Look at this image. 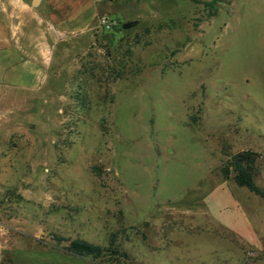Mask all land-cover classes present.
I'll return each mask as SVG.
<instances>
[{
	"label": "rangeland",
	"instance_id": "obj_1",
	"mask_svg": "<svg viewBox=\"0 0 264 264\" xmlns=\"http://www.w3.org/2000/svg\"><path fill=\"white\" fill-rule=\"evenodd\" d=\"M35 1L0 0V47L48 67L0 81V264H264V200L221 173L254 151L264 190V0H100V45Z\"/></svg>",
	"mask_w": 264,
	"mask_h": 264
},
{
	"label": "crops",
	"instance_id": "obj_2",
	"mask_svg": "<svg viewBox=\"0 0 264 264\" xmlns=\"http://www.w3.org/2000/svg\"><path fill=\"white\" fill-rule=\"evenodd\" d=\"M107 12L108 6L100 0H46L44 4L47 21L54 32L59 34L54 45H59L70 37L81 35L94 40L97 24L101 18L107 16ZM3 41L10 44L0 47L1 82L33 89L46 81L45 68L48 67L25 57L21 45L7 39Z\"/></svg>",
	"mask_w": 264,
	"mask_h": 264
},
{
	"label": "trees",
	"instance_id": "obj_3",
	"mask_svg": "<svg viewBox=\"0 0 264 264\" xmlns=\"http://www.w3.org/2000/svg\"><path fill=\"white\" fill-rule=\"evenodd\" d=\"M219 1L221 0H211L209 3H207V6H209L211 9H214ZM99 29L107 31L103 28ZM98 37V34H96L95 42L97 45H100L101 43ZM104 37H107V34H104ZM259 159L260 154L254 151L245 150L238 152L234 154L225 164L221 170V173L226 179L232 175L234 177L235 183L239 187L246 188L250 193L264 200V190L256 183V179L260 173L258 165ZM51 237L58 244H66V250L80 258L98 259L108 252L106 248L94 243H90L84 239H69L55 234H52ZM111 254L114 256H120V252L117 249L112 250Z\"/></svg>",
	"mask_w": 264,
	"mask_h": 264
},
{
	"label": "built area",
	"instance_id": "obj_4",
	"mask_svg": "<svg viewBox=\"0 0 264 264\" xmlns=\"http://www.w3.org/2000/svg\"><path fill=\"white\" fill-rule=\"evenodd\" d=\"M114 25V22L108 20L106 17L99 20V28L110 30Z\"/></svg>",
	"mask_w": 264,
	"mask_h": 264
},
{
	"label": "water",
	"instance_id": "obj_5",
	"mask_svg": "<svg viewBox=\"0 0 264 264\" xmlns=\"http://www.w3.org/2000/svg\"><path fill=\"white\" fill-rule=\"evenodd\" d=\"M39 0H36L35 3H37ZM135 23H127V24H124L123 25V29H129L131 28L132 26H134Z\"/></svg>",
	"mask_w": 264,
	"mask_h": 264
}]
</instances>
